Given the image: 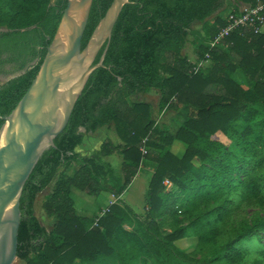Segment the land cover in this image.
I'll return each instance as SVG.
<instances>
[{
  "label": "trees",
  "instance_id": "16d2710c",
  "mask_svg": "<svg viewBox=\"0 0 264 264\" xmlns=\"http://www.w3.org/2000/svg\"><path fill=\"white\" fill-rule=\"evenodd\" d=\"M111 1L92 0L81 48ZM222 2L128 0L122 6L102 66L90 73L66 126L23 185L16 251L22 264H264V30L241 26L209 47L224 25L223 17L212 16ZM65 4L0 0V74L19 73L0 86V115L31 83ZM195 22L205 34L196 47L198 60L207 53L208 65L194 72L182 51ZM151 88L160 91L164 111H186L174 131L154 121L148 103L130 99ZM111 123L122 144L107 139L90 156L76 154L78 128ZM174 140L185 146L181 155L171 151ZM114 151L122 157L121 179L96 162ZM143 160L153 170L141 215L118 197ZM60 165L72 173L57 176ZM49 184L42 209L54 218L46 228L33 204ZM73 188L88 195L105 189L117 199L99 216L82 214ZM247 206L257 210L234 218ZM165 215L171 219L163 233L157 219ZM186 238L195 239L198 257L175 245Z\"/></svg>",
  "mask_w": 264,
  "mask_h": 264
},
{
  "label": "water",
  "instance_id": "95a60500",
  "mask_svg": "<svg viewBox=\"0 0 264 264\" xmlns=\"http://www.w3.org/2000/svg\"><path fill=\"white\" fill-rule=\"evenodd\" d=\"M127 2L112 0L81 48L92 0H66L31 83L13 109L0 115V264L16 258L23 185L66 126L90 73L102 66L113 26Z\"/></svg>",
  "mask_w": 264,
  "mask_h": 264
},
{
  "label": "rangeland",
  "instance_id": "374dc122",
  "mask_svg": "<svg viewBox=\"0 0 264 264\" xmlns=\"http://www.w3.org/2000/svg\"><path fill=\"white\" fill-rule=\"evenodd\" d=\"M59 0H51V3H56ZM228 1L223 0L222 4L218 8L217 12H215L212 16L217 14L219 17H221L225 12L228 11ZM210 16L208 20L212 18ZM264 29V27L262 28ZM204 32L201 30V24L199 22H195L190 27V32L187 35V42L185 44V48L183 49L182 53L187 55V58L190 62L193 64L197 62L198 60V54H197V45L202 43L204 40ZM208 63H204V67H206ZM19 73H13L7 76H1L0 75V86L3 85L8 79L18 75ZM159 98H160V91L151 88L148 89L145 92H137L130 95V99L132 101H142L146 102L150 105L152 118L154 121L158 124H165L167 127L174 131L179 123L184 119L186 111L184 109H181L178 112H175L173 110H167L164 111L160 105H159ZM78 132L82 134V141L79 146L76 147L75 151L76 154L81 156H90L98 150L101 142L109 139L113 142V144H122L121 140L117 136L116 132L114 131L113 124L111 123L108 126H101L97 127L95 130H86L83 127L78 128ZM184 144L174 140L171 145V151L176 155H181L184 151ZM96 162L103 165V167L110 172V175L115 179L116 177L121 179L122 174L120 171V165L122 162L121 155L114 151L110 155H101L97 156ZM153 170L152 163L143 160L141 165L139 166V172L137 174L138 177H135L133 181L131 182L130 190L128 191L127 195H123V193L118 197V201L123 200L124 197L126 200L130 196L133 199H136L133 203L132 207L134 208L135 212L138 214L143 215L144 214V203H141L138 201V199H142L144 197V192L141 193L142 188L144 187V183L146 182V175L149 176L147 179L149 181V178L151 176ZM147 172V174H146ZM72 173V169L64 168L63 165H60L58 167L57 176L59 174L61 175H69ZM145 181V182H144ZM51 189V184H49L47 187H45L42 191L38 192L33 204V212L34 215L37 217V219L40 221L42 225H44L46 228H49L51 225V222L53 221V216H47L43 209H42V202L44 200L45 194L49 193ZM71 197L74 201V205L76 209L82 213V214H96L101 215L105 209H107L108 205H110L112 202H114L117 198L110 193L109 191L105 189H101L97 195H88L78 189L73 188L71 190ZM124 197H121V196ZM123 198V199H122ZM129 202V200H128ZM257 210L256 207L247 206L242 210H238L234 213V218L239 219L241 217H248L249 214H251L253 211ZM171 217L169 215H165L162 219L158 220L160 224V230L165 233L169 231L168 223L170 221ZM182 224L185 223L184 220L181 219ZM194 243L195 239L192 238H186L177 240L175 242V245L178 247L186 250L188 254H192L196 257H198L200 254L194 253ZM11 264H22V262L16 257ZM74 264H113L110 260H103V261H94V262H88V263H82V262H75Z\"/></svg>",
  "mask_w": 264,
  "mask_h": 264
},
{
  "label": "built area",
  "instance_id": "2783aa9c",
  "mask_svg": "<svg viewBox=\"0 0 264 264\" xmlns=\"http://www.w3.org/2000/svg\"><path fill=\"white\" fill-rule=\"evenodd\" d=\"M264 1L256 0L254 5L246 4L243 5L238 12L229 11L223 16L224 25L218 31V33L207 42L209 47H214L220 44L221 40L228 36L232 31L241 26H255L259 24L257 30L261 31L264 27ZM208 54L206 53L204 59H200L194 63L193 71L195 72L198 68L203 67L204 63L207 62ZM144 152V150H142ZM163 183L169 186L168 180H164Z\"/></svg>",
  "mask_w": 264,
  "mask_h": 264
},
{
  "label": "crops",
  "instance_id": "0c3cea01",
  "mask_svg": "<svg viewBox=\"0 0 264 264\" xmlns=\"http://www.w3.org/2000/svg\"><path fill=\"white\" fill-rule=\"evenodd\" d=\"M228 1V7H227V9H228V11L227 12H225L221 17H223V16H225V14L226 13H228L229 11H231V10H239V8L241 7V6H243V5H245L247 2L246 1H243V0H227ZM139 172V171H138ZM138 174V173H137ZM137 174L134 176V178L135 177H138L137 176ZM146 174H147V172H146ZM149 176H147L146 175V182L144 183V187L142 188V190H141V193H143L144 192V194H145V191H146V188H147V183H148V178ZM133 178V179H134ZM133 179H132V181H133ZM131 181V182H132ZM130 187H131V183L129 184V186H128V188L126 189V191L123 193V195L125 196V195H127V193H129L128 191L130 190ZM130 194V193H129ZM121 196V197H124V196ZM123 199V198H122ZM126 203H128L131 207H132V205H133V203L131 202V201H135L136 199H133V198H131L130 196L128 197V199L126 200V198L124 197V199H123ZM128 200H129V202H128ZM138 201H140L141 203H143V201H144V197H142V199H138ZM132 209L134 210V208L132 207ZM135 211V210H134Z\"/></svg>",
  "mask_w": 264,
  "mask_h": 264
},
{
  "label": "flooded vegetation",
  "instance_id": "af4514ba",
  "mask_svg": "<svg viewBox=\"0 0 264 264\" xmlns=\"http://www.w3.org/2000/svg\"><path fill=\"white\" fill-rule=\"evenodd\" d=\"M4 69L5 70H9L10 69V66L9 65H6L5 67H4ZM11 73H7V74H5V75H2V74H0L1 76H7V75H10ZM13 74V73H12Z\"/></svg>",
  "mask_w": 264,
  "mask_h": 264
}]
</instances>
